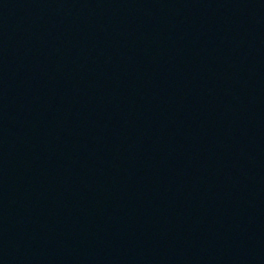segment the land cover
I'll list each match as a JSON object with an SVG mask.
<instances>
[{
    "label": "water",
    "instance_id": "95a60500",
    "mask_svg": "<svg viewBox=\"0 0 264 264\" xmlns=\"http://www.w3.org/2000/svg\"><path fill=\"white\" fill-rule=\"evenodd\" d=\"M0 109L100 264H264V0H0Z\"/></svg>",
    "mask_w": 264,
    "mask_h": 264
}]
</instances>
